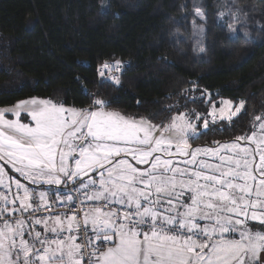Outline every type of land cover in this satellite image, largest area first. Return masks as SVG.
I'll return each instance as SVG.
<instances>
[{"label": "snow or ice", "instance_id": "1", "mask_svg": "<svg viewBox=\"0 0 264 264\" xmlns=\"http://www.w3.org/2000/svg\"><path fill=\"white\" fill-rule=\"evenodd\" d=\"M98 6L107 15V0ZM191 15L203 35L202 0ZM193 50L206 52L199 40ZM121 68L105 61L98 75ZM205 95L207 110L169 105L159 123L99 96L82 108L37 97L0 108V264H264V113L250 132L194 147L245 109Z\"/></svg>", "mask_w": 264, "mask_h": 264}, {"label": "trees", "instance_id": "2", "mask_svg": "<svg viewBox=\"0 0 264 264\" xmlns=\"http://www.w3.org/2000/svg\"><path fill=\"white\" fill-rule=\"evenodd\" d=\"M235 1L243 14L230 33L217 19L218 0H202L206 52L197 53L191 0H107V15L98 0H0V108L32 97L82 108L99 96L127 115L159 113V123L169 105L207 110L206 90L213 99L244 100L245 109L193 145L231 141L264 113V0ZM116 60L125 64L119 86L98 75Z\"/></svg>", "mask_w": 264, "mask_h": 264}, {"label": "rangeland", "instance_id": "3", "mask_svg": "<svg viewBox=\"0 0 264 264\" xmlns=\"http://www.w3.org/2000/svg\"><path fill=\"white\" fill-rule=\"evenodd\" d=\"M234 3L236 4V1L235 0H218V2H217V7L219 8V12L220 11H228V9L229 8H231L232 9V11H236V9L237 8H239L240 9V11H239V13H238V20L236 21V22H233V20H232V17L231 16H224L222 19H219V21H222V22H224V23H227V25L229 24V23H234V27H235V29L237 30V27L241 24V18H242V7L241 6H238V5H234ZM245 15H246V13H244ZM192 20V19H191ZM192 34H193V31H192ZM202 37H203V35H196V36H194L193 35V37H192V41H193V44H194V46L196 45V42L199 40L201 43H202ZM114 61H111V62H109V63H113ZM124 66H125V64L124 63H122V68H121V71L120 72H112L111 74H108V73H106V75H105V77L102 79V80H108V81H110L111 82V80L108 78L109 77V75H120L121 73H122V70H123V68H124ZM100 68V67H99ZM100 77V76H99ZM205 99H206V103H207V95H205ZM221 98H216V99H213L216 103H217V106L219 107V100H220ZM234 102V104L235 103H238L239 101H237V102H235V101H233ZM208 104V103H207ZM210 107V105L208 104L207 105V108H209ZM6 116V118H8V119H12V118H16L15 116H14V114L12 113V114H7V115H5ZM21 121L22 122H29L30 120H29V117H26V115H24V114H21ZM194 146V145H193ZM195 147V146H194ZM11 171V170H10ZM45 187H47V186H45Z\"/></svg>", "mask_w": 264, "mask_h": 264}, {"label": "crops", "instance_id": "4", "mask_svg": "<svg viewBox=\"0 0 264 264\" xmlns=\"http://www.w3.org/2000/svg\"><path fill=\"white\" fill-rule=\"evenodd\" d=\"M14 106V105H13ZM13 106H10V107H5L4 109H10V108H12ZM7 114H12V112H6L5 113V115H7ZM21 114H24V115H26L25 113H21ZM5 118H6V116H5ZM6 119H8V118H6ZM11 119V118H10ZM12 119H16V118H12ZM29 120H30V117H29Z\"/></svg>", "mask_w": 264, "mask_h": 264}, {"label": "built area", "instance_id": "5", "mask_svg": "<svg viewBox=\"0 0 264 264\" xmlns=\"http://www.w3.org/2000/svg\"><path fill=\"white\" fill-rule=\"evenodd\" d=\"M59 211H61V212H62V211H64V209H63V208H60V209H59Z\"/></svg>", "mask_w": 264, "mask_h": 264}]
</instances>
